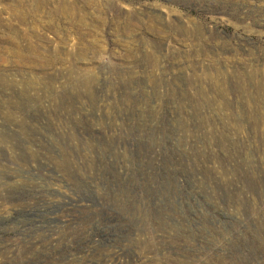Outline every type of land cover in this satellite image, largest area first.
Listing matches in <instances>:
<instances>
[{"label":"rangeland","instance_id":"rangeland-1","mask_svg":"<svg viewBox=\"0 0 264 264\" xmlns=\"http://www.w3.org/2000/svg\"><path fill=\"white\" fill-rule=\"evenodd\" d=\"M0 264H264V0H0Z\"/></svg>","mask_w":264,"mask_h":264}]
</instances>
